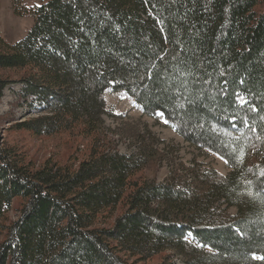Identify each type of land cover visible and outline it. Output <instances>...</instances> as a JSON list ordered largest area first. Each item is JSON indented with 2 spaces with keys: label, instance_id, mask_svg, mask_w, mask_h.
<instances>
[{
  "label": "trees",
  "instance_id": "obj_1",
  "mask_svg": "<svg viewBox=\"0 0 264 264\" xmlns=\"http://www.w3.org/2000/svg\"><path fill=\"white\" fill-rule=\"evenodd\" d=\"M20 2L14 13L34 24L13 46L0 41V71L28 72L23 95L46 115L18 127L86 145L77 167L39 168L0 146V264H135L166 251L184 264H264V0ZM108 89L148 117L163 113L228 174L193 162L150 179L164 152L146 130L133 154L115 149L102 121Z\"/></svg>",
  "mask_w": 264,
  "mask_h": 264
},
{
  "label": "rangeland",
  "instance_id": "obj_2",
  "mask_svg": "<svg viewBox=\"0 0 264 264\" xmlns=\"http://www.w3.org/2000/svg\"><path fill=\"white\" fill-rule=\"evenodd\" d=\"M14 2L16 0H0V41L8 46H13L22 40L34 24L30 14L14 13ZM40 3L42 0H21L18 7L32 9ZM27 73L24 70L0 71V79L8 81L0 97V146L15 151L21 156L22 163L25 166L29 165L30 168H39L48 162L62 167L65 165L77 167L83 157L86 144L78 140L75 135L71 136L67 132L61 135L38 136L35 132L18 127L20 123L46 115L43 103L23 95L24 86L20 80L25 78ZM102 97L105 104L103 125L112 132L109 137L120 154L125 156L133 154L138 149L141 138L148 141L150 136L146 134V131L153 136L155 144L158 142V148L163 150L164 162L155 169V172L153 169L147 173L150 179L153 177L158 183H164L168 181L169 174L177 165L183 164L185 168H189L193 162L220 175H227L230 171L225 161L219 156L183 141L174 128L165 123L161 115L146 116L142 108L126 93L108 89ZM153 140L150 143L153 144ZM17 206L18 200H14V210ZM14 210L9 211L4 219L14 220L18 215ZM230 212L233 215L235 210L232 209ZM118 214L119 211L116 210L106 223L111 224ZM186 240L188 243L192 242L190 236H187ZM162 262L184 264L180 257L167 251L149 259L137 261L135 264H161Z\"/></svg>",
  "mask_w": 264,
  "mask_h": 264
},
{
  "label": "snow or ice",
  "instance_id": "obj_3",
  "mask_svg": "<svg viewBox=\"0 0 264 264\" xmlns=\"http://www.w3.org/2000/svg\"><path fill=\"white\" fill-rule=\"evenodd\" d=\"M149 78H151V77H149ZM241 83H243V81H241ZM224 84L227 85V81H225ZM222 94H223L224 96H227V87H225V88L223 89ZM235 96H236V100H237V102L240 103L241 107H243L244 105H248V106L251 108L252 111H254V112L259 111V109H258L254 104H251V103L246 99V97H245L242 93L237 92V93H235ZM159 115H163V113H159ZM232 121H233V123H234V121H235V117L232 118ZM167 122H168V121L165 120V123H167ZM243 123H244L245 125H247L248 122H247V120L245 119V120L243 121ZM253 131H255V129H253ZM261 259H264V257H262Z\"/></svg>",
  "mask_w": 264,
  "mask_h": 264
}]
</instances>
